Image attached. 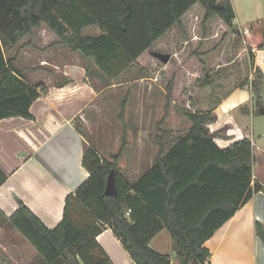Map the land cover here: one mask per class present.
Segmentation results:
<instances>
[{
  "label": "trees",
  "instance_id": "16d2710c",
  "mask_svg": "<svg viewBox=\"0 0 264 264\" xmlns=\"http://www.w3.org/2000/svg\"><path fill=\"white\" fill-rule=\"evenodd\" d=\"M197 4L204 9V16L196 20H201L205 44L200 49L189 43L183 62L171 57L168 63L170 81L165 114L156 124L158 155L154 166L135 182L119 172L118 164L128 147L125 130L120 150L111 160L93 146L87 147L83 166L90 176L67 196L63 220L56 228L48 229L21 200L14 215L0 217L34 247L32 264H114L97 241L107 229L133 264H172L170 256L150 246L163 230L169 232L180 264H206L210 257L206 242L255 194L264 191L253 177V146L243 139L220 148L216 140L234 138L227 136L228 124L210 130L209 126L217 122L215 109L194 112L183 108L191 126L170 149L164 126L180 85L192 81L212 84L208 62L212 60L217 69L232 34L242 36L247 43L255 69L254 51L264 48V22H251L239 31L227 0H0V122L15 117L35 120L31 107L48 92L44 83L31 85L24 71L15 66L20 50L33 48V35L43 26L57 37L51 48L62 46L80 55L87 76L110 87L130 67L146 70L152 60H158L154 53H160L163 39L176 27H183L184 16ZM214 20H220L228 32L219 30ZM88 28H99L102 33L84 36ZM26 38L29 41L22 44ZM211 45L208 54L210 50L203 47ZM17 47L14 57L8 58L7 52ZM251 92L258 115L264 108V74L259 68ZM181 94L185 101L191 100L188 89L182 88ZM129 100L130 93L121 105L119 119L123 124ZM76 128L79 130L78 124ZM112 170L116 171V196L105 192ZM6 179L0 171V187ZM77 207L90 218L87 223L74 220ZM256 231L264 243V226L257 223Z\"/></svg>",
  "mask_w": 264,
  "mask_h": 264
},
{
  "label": "crops",
  "instance_id": "0c3cea01",
  "mask_svg": "<svg viewBox=\"0 0 264 264\" xmlns=\"http://www.w3.org/2000/svg\"><path fill=\"white\" fill-rule=\"evenodd\" d=\"M203 16L204 9L197 4L184 16L183 29L187 31L189 25L196 24V18L201 19ZM213 22L219 30L228 32L220 20ZM234 26L242 30L236 26V18ZM51 35L57 38L53 32ZM231 37L235 58L229 61L225 55L222 56L216 70L219 72L228 66L233 68L236 64L243 68L245 65L249 75L240 80L238 73L230 71L237 78L231 75L224 82L218 81V90H226V83H234L235 86L221 95L214 94L217 101L210 109H215L217 122L209 128L215 131L230 125L227 136L234 140H216L220 148H227L243 139L254 142L256 159L253 177L255 182L264 186V122L259 118L264 116L255 113L251 92L256 69H261L264 74V48L254 51L253 69L251 62L246 60L249 49L243 37L234 34ZM43 41L40 34L32 42L33 48L20 50L21 57L18 60V55L15 62V66L24 71L31 85L44 83L48 87V92L31 107L35 120L15 117L0 122V171L7 177L0 187V217L10 218L14 215L19 208L18 200H21L48 229H54L63 220L67 196L74 194L90 176L83 166V155L90 144L80 127L77 130L76 124L78 120L86 122L87 113L93 107L100 109L97 101L105 89L98 91L95 88L82 61L50 64L52 62L46 59L47 54L44 52L45 46L40 44ZM19 47L10 52L16 53ZM61 50L62 46H58L53 48L52 53L56 55ZM241 60L245 63L238 62ZM35 76L36 83L32 81ZM256 126L263 132L259 135L260 139L255 137ZM257 223L264 226V191L255 194L206 242L205 246L210 251L206 264H264V243L257 235ZM163 232L151 241L152 249L153 241ZM97 241L114 264H133L130 255L110 229L100 234ZM159 248H162L161 244ZM171 248L173 251V243ZM154 251L166 255L159 250Z\"/></svg>",
  "mask_w": 264,
  "mask_h": 264
},
{
  "label": "rangeland",
  "instance_id": "374dc122",
  "mask_svg": "<svg viewBox=\"0 0 264 264\" xmlns=\"http://www.w3.org/2000/svg\"><path fill=\"white\" fill-rule=\"evenodd\" d=\"M227 1L234 9L236 14V26L238 28H243L248 23L256 20L263 19L264 21V0ZM200 23L201 20L193 26L189 25L187 31H185L183 27H176L173 29L168 36L163 39L160 48H158V52L169 54L180 63L183 62L188 52L189 43L192 44L194 48L200 47V49L203 46L202 43L205 44L201 39L203 31ZM42 29L40 32L37 31L38 33H34L32 42L41 34L44 41L40 44L45 46L44 52L47 54L46 59L52 62L50 64H53V62L61 64L66 61H82V66L85 67V60L66 47H62V50L58 51L59 53L53 55V48L50 46L57 38L51 37L53 36L51 35L52 31L47 27L43 26ZM101 33L99 28H88L83 34L88 37H96ZM34 36L36 37L34 38ZM27 40H29V38H26L24 42ZM236 41L238 42L239 40ZM214 45L203 47V49L208 48V50H210ZM226 50L227 53L225 58L232 61V57L235 58L234 51H232V43L227 46ZM211 52L210 50L208 54ZM21 53L18 60L21 57ZM14 55L15 51L13 53L7 52L6 54L8 58H12ZM246 60L250 61L249 56ZM211 61L212 60H209L207 68V71L210 70L211 72L212 84L210 86H204L202 82L198 81L180 85L177 97L174 99V103L171 106L167 123L164 126V129L169 133L166 143L168 149L183 138L191 126L190 121L182 111L183 108H189L191 111H204L205 109H210L217 101L214 96L215 93L221 95L235 86L234 83L230 85L226 83V90H218V81L224 82L226 78H229L235 72L239 74L240 80L246 79L249 75L248 67L246 68L244 65L243 68H239L240 65L237 64L234 65L233 68L228 66L226 69L222 68L219 72L216 70V73H212L215 71V67ZM238 62L245 63V61L242 60ZM233 76L237 78V75ZM36 79L35 76V78H32V81L36 83ZM90 81L98 91L102 89L105 90L97 101L100 109H96L97 106H95L92 111H88L86 122L82 120L77 121L81 133L85 136L88 143L104 158L111 160V157L119 152L126 130L128 147L118 164V170L130 182H135L151 169L156 161L155 159L158 154V148L155 144V137L157 136L156 124L165 114L164 106L166 102L167 86L170 81L169 66L159 60H152L146 70H142L136 65L132 66L115 80L110 87H105V84L99 79H90ZM182 88L188 89L191 95L190 101H185V97L181 94ZM129 93L130 100L126 110L125 124H123L119 119V115L122 102ZM259 118L264 122V117L259 116ZM262 134V130L256 126V139H260L259 135ZM137 157H140V159H137ZM150 166L152 167L150 168ZM73 218L79 224L87 223L90 219L84 211L80 210V207L75 209ZM159 239H161V242H159ZM28 242L17 230L3 224L0 219L1 264H32L36 256V250ZM172 243L173 240L170 234L167 230H164V232L153 241L152 247L154 250H159L169 255L172 264H180L179 259L175 257L172 251ZM159 244L162 245V248H159Z\"/></svg>",
  "mask_w": 264,
  "mask_h": 264
},
{
  "label": "water",
  "instance_id": "95a60500",
  "mask_svg": "<svg viewBox=\"0 0 264 264\" xmlns=\"http://www.w3.org/2000/svg\"><path fill=\"white\" fill-rule=\"evenodd\" d=\"M218 9L220 10L219 6H218ZM154 56L156 59H158L164 64H168L171 59V56L169 54L154 53ZM259 113L262 116H264V108H261L259 110ZM105 192H106V195L108 196H116L118 194V190L116 186V171L115 170H112L108 176Z\"/></svg>",
  "mask_w": 264,
  "mask_h": 264
},
{
  "label": "built area",
  "instance_id": "2783aa9c",
  "mask_svg": "<svg viewBox=\"0 0 264 264\" xmlns=\"http://www.w3.org/2000/svg\"><path fill=\"white\" fill-rule=\"evenodd\" d=\"M251 143H252V146L255 147L254 142H251ZM129 214H130V211L127 213V215L129 216Z\"/></svg>",
  "mask_w": 264,
  "mask_h": 264
}]
</instances>
